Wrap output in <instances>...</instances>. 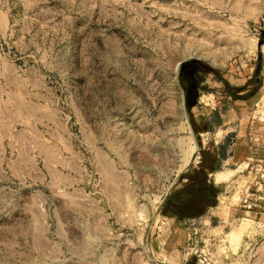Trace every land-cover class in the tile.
I'll list each match as a JSON object with an SVG mask.
<instances>
[{
  "label": "rangeland",
  "instance_id": "374dc122",
  "mask_svg": "<svg viewBox=\"0 0 264 264\" xmlns=\"http://www.w3.org/2000/svg\"><path fill=\"white\" fill-rule=\"evenodd\" d=\"M257 61L264 0H0V264H264ZM193 165L225 177L184 221Z\"/></svg>",
  "mask_w": 264,
  "mask_h": 264
},
{
  "label": "crops",
  "instance_id": "0c3cea01",
  "mask_svg": "<svg viewBox=\"0 0 264 264\" xmlns=\"http://www.w3.org/2000/svg\"><path fill=\"white\" fill-rule=\"evenodd\" d=\"M253 70H255V68H253ZM253 70H251L248 76L244 77V81H232L231 83L236 85L234 86L235 88L244 86L248 78L254 73ZM221 79L229 80L227 77H222ZM263 87L264 74L262 75L260 88L263 89ZM246 92L247 88L238 91L237 93L238 95H241ZM230 95L232 96V94ZM230 95L227 96L230 99L229 101L232 100L233 104L235 103L236 105H244L252 97V95H249L234 96L233 98ZM214 111L215 110H213V112ZM204 130L209 131L210 129L207 127L203 128V131ZM217 156L219 160L222 158L221 151L218 152ZM223 159L224 158H222V160ZM213 175H215L216 178H213ZM222 177L224 178L225 176L218 167L213 170H207L206 167L197 165H193L191 168L189 167L183 173L180 179L181 181L173 188L170 195L164 201L163 208L166 207L165 209H168L166 214L178 219L180 217L181 220L186 221L187 219L190 220L206 213L208 208L215 206L217 199L220 197L221 185L219 182Z\"/></svg>",
  "mask_w": 264,
  "mask_h": 264
},
{
  "label": "trees",
  "instance_id": "16d2710c",
  "mask_svg": "<svg viewBox=\"0 0 264 264\" xmlns=\"http://www.w3.org/2000/svg\"><path fill=\"white\" fill-rule=\"evenodd\" d=\"M186 62H188V61L183 62L182 65L184 66V64H185ZM213 70H214V69L212 68V71H213ZM261 71H262V64H261L259 61H257V65H256V67H255L254 73L252 74V76H251L250 78H248V80H247V82L245 83V85L242 86V87H239V88L236 87V88H237L236 90L231 91V92L229 91V92H230L232 95H234V96H249V95H253V94H254V93L260 88V86H261V83H262V74H261ZM181 75H182V74H181ZM225 83H227V80H225ZM251 85H253L252 88H250ZM246 88H247V92H246V93L241 94V95H238V93H237L238 91H241V90L246 89ZM189 93H190V92H189L188 89H187V91H186L187 107H188V109L191 111L192 107H193L194 105H196L197 102H198L199 92L196 93L194 99H191ZM222 147H223V146H222ZM221 154H222V156H225L224 147L222 148ZM203 167H204V166H203Z\"/></svg>",
  "mask_w": 264,
  "mask_h": 264
},
{
  "label": "water",
  "instance_id": "95a60500",
  "mask_svg": "<svg viewBox=\"0 0 264 264\" xmlns=\"http://www.w3.org/2000/svg\"><path fill=\"white\" fill-rule=\"evenodd\" d=\"M185 111L186 112H188V107H187V105H186V102H185ZM191 132H192V134H193V138H194V140H195V143H196V145L198 146V144H199V138H198V136H197V134L195 133V131H194V129H193V127H191ZM194 158V155H192V159ZM176 181H174V183H175ZM173 183V184H174ZM170 192H171V189H169V191L167 192V194H166V196H165V199L169 196V194H170ZM157 214V211H156V213H155V215ZM152 259V261L154 262V263H156V264H159L156 260H154L153 258H151Z\"/></svg>",
  "mask_w": 264,
  "mask_h": 264
}]
</instances>
